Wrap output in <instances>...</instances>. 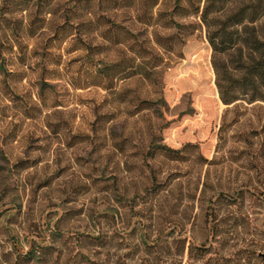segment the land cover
<instances>
[{
    "label": "rangeland",
    "instance_id": "374dc122",
    "mask_svg": "<svg viewBox=\"0 0 264 264\" xmlns=\"http://www.w3.org/2000/svg\"><path fill=\"white\" fill-rule=\"evenodd\" d=\"M148 7L0 0V264H264V102Z\"/></svg>",
    "mask_w": 264,
    "mask_h": 264
},
{
    "label": "trees",
    "instance_id": "16d2710c",
    "mask_svg": "<svg viewBox=\"0 0 264 264\" xmlns=\"http://www.w3.org/2000/svg\"><path fill=\"white\" fill-rule=\"evenodd\" d=\"M143 1L150 2V7L137 14L138 19L147 28L158 24L175 30L173 36L179 35L182 45L205 29L213 50L215 84L224 105L264 102V0ZM191 17L199 23L179 21ZM185 29L190 31L185 33Z\"/></svg>",
    "mask_w": 264,
    "mask_h": 264
}]
</instances>
